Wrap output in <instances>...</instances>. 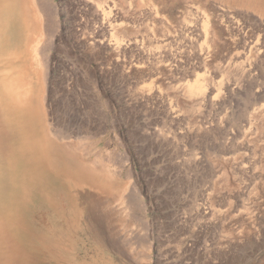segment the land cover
I'll list each match as a JSON object with an SVG mask.
<instances>
[{"label": "rangeland", "instance_id": "374dc122", "mask_svg": "<svg viewBox=\"0 0 264 264\" xmlns=\"http://www.w3.org/2000/svg\"><path fill=\"white\" fill-rule=\"evenodd\" d=\"M43 1L46 15L24 0L10 35L13 69L30 63L25 35L42 45L35 110L8 123L0 162L4 264H264V57L244 46L264 47V26L249 19L264 20V9ZM218 7L241 27L225 23L228 12L220 22ZM201 13L214 41L192 36L188 45L191 29L203 30ZM198 80L206 99L187 96Z\"/></svg>", "mask_w": 264, "mask_h": 264}, {"label": "bare ground", "instance_id": "6f19581e", "mask_svg": "<svg viewBox=\"0 0 264 264\" xmlns=\"http://www.w3.org/2000/svg\"><path fill=\"white\" fill-rule=\"evenodd\" d=\"M38 1V6H39V8H40V12L42 13V14H44V15H46V12H48V10H49V7L47 6L48 4H46V2H44L43 0H37ZM227 1V0H226ZM230 1H233V2H235L236 4H238V5H244V4H252L253 6H257V7H260V8H262V9H264V0H230ZM36 2V1H35ZM212 5V4H211ZM213 7H214V5H212ZM216 6V5H215ZM218 6V5H217ZM222 6V5H221ZM155 8V7H154ZM215 8V7H214ZM219 8V10L218 11H224V16H223V14L221 13V14H219V15H217V16H220L221 17V15H222V21H220V22H224V20H226L225 19V17L227 16V12L228 11H226V9H224V8H222V7H218ZM226 8V7H225ZM215 9H217V8H215ZM27 10V6H26V4H25V2H24V0H0V68H2V70H0V162H1V158H2V155L4 154L3 153V147H4V145H5V143L6 142H8L9 140H10V130H8V129H6L7 128V125H8V123H11L12 121H14V119L16 118V117H18V116H23L25 113H28V110H31V111H34L35 109H34V104H33V98H37L38 96L37 95H34V93H35V88L33 89V85H34V83H33V79L36 77V79L37 80H39V73H38V69H37V58H38V54H39V52H40V50L39 49H41V46L39 47V45L41 44H37V45H34L35 43H36V41H37V39L35 40L34 38H30V36L28 37V36H26L25 35V37H26V39H29V41H27L25 44H24V41H23V43L21 44L22 46H21V48L23 47V48H27V50H28V52L29 53H27V60L29 59L30 60V63L29 64H26L24 67H20V68H17V69H13V67H12V63H13V60H15V54H18L16 51H14V49L15 48H13V43H12V37L10 36V35H12V33H11V29H13L14 28V26H15V24L16 25H18V23L20 22V20H21V12H25ZM149 10V9H148ZM152 10V9H151ZM113 10H111V11H109V12H106L105 13V11H104V14H105V16H106V19H107V17L111 14V12H112ZM145 11V10H144ZM236 11V10H235ZM239 13L241 12L240 10H237ZM50 12V11H49ZM48 12V13H49ZM147 12V11H146ZM154 12H155V10H154ZM244 12V11H243ZM242 12V13H243ZM148 13V12H147ZM153 13V12H152ZM216 13H218V12H216ZM220 13V12H219ZM230 12H228V14H229ZM239 13H238V17H240V15H239ZM149 15H151L150 13H148ZM154 14V13H153ZM157 14V13H156ZM203 16H202V18H203V30H201V33H198V32H200V31H198V30H193V29H189L191 32H189L190 33V37H188V38H186L185 40H187L186 41V43L189 45H191L192 43H193V40L194 39H192V36H197V37H201V36H205V38H206V40L208 41V40H210V41H214V38H213V35H215V32H213L212 31V28H210V23H209V17H208V15H206L205 13H201ZM235 14V13H234ZM233 14V15H234ZM247 14V13H246ZM250 14V13H249ZM43 15V16H44ZM49 15H51V14H49ZM118 15V14H117ZM145 16H146V14H144ZM230 15H232V14H229V17L230 18H227V19H229V22H225V23H227V25H228V23H231V24H233V23H235V25H241L240 24V20L239 19H236L233 15L232 16H230ZM245 15V14H244ZM243 16V15H242ZM241 16V18H243V19H245L244 17H242ZM254 16V15H253ZM46 17V16H45ZM110 17V16H109ZM234 17V18H233ZM51 18V17H50ZM116 18V17H115ZM218 18V19H219ZM246 18H247V16H246ZM251 18V20H253L254 22H256L255 23V25L256 24H258L257 26H264V20L261 18V17H259V16H255V17H249V19ZM49 19V18H48ZM110 19V18H109ZM114 19V18H113ZM215 19H217V18H215ZM231 19V20H230ZM250 20V21H251ZM47 21V20H46ZM113 21V20H112ZM228 21V20H227ZM243 21V20H242ZM246 21V20H245ZM248 21V20H247ZM249 21V22H250ZM110 22V21H109ZM114 22H115V20H114ZM161 23V22H160ZM242 23V22H241ZM21 24V23H20ZM51 24V23H50ZM49 24V25H50ZM111 24H113L114 25V23H111ZM194 24V23H193ZM196 24V23H195ZM246 24V23H245ZM49 25H47L46 24V28H47V30H45V31H50V30H48V26ZM53 25V24H52ZM112 25V26H113ZM163 25V24H162ZM226 25V24H225ZM243 25V24H242ZM252 25V24H251ZM250 25V23L248 24V29L250 28L249 26H251ZM254 25V26H255ZM116 27H118L117 25H115ZM190 26V25H189ZM195 26V25H194ZM193 26V27H194ZM197 26V25H196ZM195 26V27H196ZM199 26V25H198ZM229 26H232V25H229ZM244 27H245V25H243ZM45 27V26H44ZM51 27V26H50ZM191 27H192V25H191ZM194 27V28H195ZM225 27V26H224ZM227 27V26H226ZM226 27H225V29H226ZM233 27V26H232ZM232 27H230V28H232ZM241 27V26H240ZM247 27H245L246 29H247ZM186 28H188L187 26H186ZM190 28V27H189ZM230 28H228V30L230 29ZM244 28V29H245ZM233 29V28H232ZM237 29H238V27H237ZM236 29V30H237ZM241 29V28H240ZM243 29V28H242ZM252 29V28H251ZM256 29H259V28H256ZM17 30H18V28H17V26H15V30H14V32H17ZM186 30H188V29H186ZM44 31V32H45ZM226 31H227V29H226ZM230 31V30H229ZM232 32H233V30H231ZM234 31H235V28H234ZM237 31H239V30H237ZM242 30H240V33H243V32H241ZM249 31V30H248ZM232 32H228L229 34L230 33H232ZM50 33H51V31H50ZM228 33H226V34H228ZM234 33V32H233ZM235 33H238V32H236L235 31ZM45 34H49V33H45ZM246 34V31L244 32V34H242V36H244ZM23 35V34H22ZM231 35V34H230ZM230 35H228V37H230ZM234 35H236V34H234ZM233 35V36H234ZM238 35H241V34H238ZM20 36V35H19ZM47 36V35H46ZM232 36V35H231ZM246 36H247V34H246ZM14 37V36H13ZM227 37V38H228ZM236 37V36H235ZM240 37V36H239ZM237 38L238 40L241 38ZM47 38H50V36L48 37L47 36ZM224 38H225V36H224ZM246 38V37H245ZM21 39V38H20ZM198 39V38H197ZM236 39V38H235ZM18 40V39H17ZM233 40V39H232ZM242 40V42H244V40H243V38L241 39ZM240 40V41H241ZM246 40H247V38H246ZM20 41H22V40H20ZM49 41L51 42V39H49ZM248 42V41H247ZM253 41H249V43L246 45H244V46H246V47H248L249 48V46H250V48L251 49H254L255 51H260V58H261V55L264 57V47H260V46H258V44L257 43H252ZM240 43V42H239ZM238 43V44H239ZM47 44V43H46ZM45 44V45H46ZM48 44H50V43H48ZM47 44V45H48ZM122 43L119 41V40H117V45H115V46H122L121 45ZM136 44V43H135ZM186 44V46L188 47V45ZM42 45V44H41ZM44 45V44H43ZM124 45V44H123ZM137 45H139V44H137ZM114 46V47H115ZM184 46V45H183ZM16 48H19V44L18 45H16L15 46ZM190 47H192V46H190ZM190 47H188V48H190ZM118 48V47H117ZM181 48V47H180ZM119 49H121V47L119 48ZM124 49V48H123ZM122 49V50H123ZM135 49V48H134ZM184 49V48H183ZM182 49V50H183ZM43 50V49H42ZM41 50V51H42ZM172 50V49H171ZM178 50H180V49H178ZM247 50H250V49H247ZM131 51V50H130ZM169 51V50H168ZM184 51H187V48L184 50ZM184 51H182V52H184ZM196 51V50H195ZM205 51H207V49L205 50ZM125 52V51H124ZM171 52H173V50L172 51H170L169 52V54H171ZM176 52V51H175ZM181 52V51H180ZM181 52V53H182ZM189 52H191V51H189ZM200 52V51H199ZM199 52H196L197 53V56L195 55V57H196V60L198 59V60H200L201 61V64H202V57L204 58V56L207 54L208 55V53H204V50L202 51V52H200V54H198ZM161 53V52H160ZM179 53V52H178ZM188 53V52H187ZM192 53H193V51H192ZM191 53V54H192ZM195 53V52H194ZM159 54V53H158ZM177 54V53H176ZM184 54V53H183ZM211 54V53H210ZM213 54V53H212ZM163 55V54H162ZM204 55V56H203ZM242 55H244V53L242 54ZM164 56V55H163ZM170 56V55H169ZM171 56H173V55H171ZM185 56V58L187 57V56H190V55H184ZM167 58H168V56H166ZM166 57H165V61H166ZM178 57V56H177ZM181 57V56H180ZM183 57V56H182ZM181 57V58H182ZM191 57V56H190ZM189 57V58H190ZM193 57H194V55H193ZM194 57V58H195ZM262 57V58H263ZM161 58V57H160ZM159 58V59H160ZM163 58V57H162ZM173 58H175V53H174V57ZM172 58V59H173ZM194 58H192L193 60H195ZM170 59V58H169ZM168 59V61H170ZM176 59V58H175ZM178 59V58H177ZM180 59V58H179ZM192 59H191V61H192ZM206 59V58H205ZM209 59V58H208ZM183 60H184V57H183ZM164 61V60H163ZM164 61V62H165ZM176 61V60H175ZM179 61V60H178ZM199 61V62H200ZM198 62V61H197ZM162 63V62H161ZM169 63V62H168ZM177 63V62H176ZM180 63V62H179ZM185 63V62H184ZM206 64V63H205ZM208 65V64H207ZM241 68L243 67L244 68V63H241V65H239ZM247 69V68H246ZM245 69V70H246ZM32 81V82H31ZM36 82V81H35ZM28 83H30V85L28 86ZM31 83H33V85H31ZM36 83H38V82H36ZM231 85V84H230ZM230 85H229V88H231L230 87ZM222 86H224V85H222ZM226 86H228V85H225V88H226ZM208 86L206 85V83L204 82V81H201V80H198V81H196V82H194L193 84H191V85H189L188 87H187V96L190 98H192V97H201V96H206V94L208 93V90L207 89H209V88H207ZM233 87V86H232ZM228 88V87H227ZM212 89V88H211ZM232 89H234V88H232ZM217 91L216 90V88L215 89H213V91ZM153 91V90H152ZM211 91V90H210ZM209 91V92H210ZM223 91H225V89L223 90ZM226 91H228V89H226ZM225 91V92H226ZM230 91V90H229ZM228 91V92H229ZM149 92V91H148ZM148 92H146V93H144V94H146V95H148L147 93ZM212 92V91H211ZM227 92V93H228ZM234 92V91H233ZM151 93H153V92H151ZM151 93H150V95H151ZM216 93V92H215ZM226 93V94H227ZM231 93V92H230ZM221 94V93H220ZM219 94V95H220ZM209 95H211V94H209ZM212 95H213V93H212ZM229 95V94H228ZM145 96V95H144ZM231 96V95H230ZM212 97V99L214 100V96H211ZM190 98V99H191ZM207 98V96L204 98V99H206ZM209 98H210V96H209ZM217 98H218V96H217ZM211 99V98H210ZM222 100V99H221ZM202 101H204V100H202ZM207 102V101H206ZM215 102H216V98H215ZM219 102H221L220 101V99H219ZM218 102V103H219ZM207 103H210V102H207ZM213 103V102H212ZM211 104V103H210ZM216 104H217V102H216ZM264 108V106H262L261 108H259L258 110H261V109H263ZM19 114V115H18ZM18 115V116H17ZM15 128V127H14ZM16 131V130H15ZM59 134V133H58ZM62 135V134H61ZM65 136H68V135H65ZM30 137V136H29ZM59 137V136H58ZM16 138H18V137H16ZM62 138V137H61ZM68 138V137H67ZM66 138V139H67ZM20 139H21V137H20ZM22 141H24L23 139H22ZM27 141H28V139H27ZM11 142V141H10ZM24 143L22 142L20 145L22 146L21 148H22V151H23V149L24 148H26V146L24 147V145H23ZM33 144V143H32ZM10 145V144H9ZM47 145V144H46ZM6 149V148H5ZM11 150V149H10ZM33 150V149H32ZM58 150V149H57ZM61 151V150H60ZM20 152V151H19ZM33 152V151H32ZM63 152V151H62ZM31 153V152H30ZM30 153H28V154H30ZM61 153V152H60ZM40 154V153H39ZM7 155V154H6ZM24 155V154H23ZM33 155V154H32ZM41 156H42V154H41ZM25 157V156H24ZM23 157V158H24ZM34 158H32V160H33ZM41 159V158H40ZM27 160V159H26ZM35 160V159H34ZM46 161V160H45ZM7 162V161H6ZM7 163H9V162H7ZM47 165V164H46ZM71 167V166H70ZM22 169H23V167H22ZM21 169V167L19 168V170H22ZM70 169V168H69ZM86 171V170H85ZM88 172V171H87ZM0 173L1 174H3L4 175V171H3V168H1V166H0ZM73 174V173H72ZM75 175V174H74ZM61 176V175H60ZM73 176V175H72ZM9 177V176H8ZM0 178H1V175H0ZM3 179V178H2ZM63 181V180H62ZM12 185V184H11ZM67 185V184H66ZM69 189V188H68ZM9 194V193H8ZM71 197V196H70ZM62 198V197H61ZM72 200V199H71ZM67 201V200H66ZM40 202V201H39ZM68 203V202H67ZM45 205V204H44ZM47 207V206H46ZM61 208V207H60ZM69 211V210H68ZM73 214V213H72ZM68 216H69V214H68ZM72 216V215H71ZM69 222H70V220H69ZM10 223H12V222H10ZM19 225V224H18ZM14 226V225H13ZM90 228V227H89ZM24 230V229H23ZM28 231V230H27ZM34 234H35V232H34ZM33 235V234H32ZM39 235V234H38ZM41 235V234H40ZM48 237V236H47ZM45 239V237H43V240ZM35 240V239H34ZM46 241V240H45ZM119 241V240H118ZM38 242V241H37ZM39 243V242H38ZM32 244V243H31ZM48 245V244H47ZM60 245V244H59ZM61 246V245H60ZM47 248V247H46ZM50 249V248H49ZM54 249H55V247H54ZM61 249V248H60ZM47 250V249H46ZM43 251V250H42ZM48 251V250H47ZM52 253V252H51ZM54 253V252H53ZM47 254V253H46ZM55 254V253H54ZM6 258H8L7 256H4V257H0V264H4V260L6 259Z\"/></svg>", "mask_w": 264, "mask_h": 264}]
</instances>
